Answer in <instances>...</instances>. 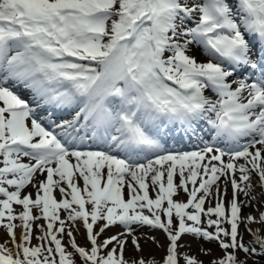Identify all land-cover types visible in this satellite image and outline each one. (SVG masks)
<instances>
[{
    "label": "snow or ice",
    "instance_id": "1",
    "mask_svg": "<svg viewBox=\"0 0 264 264\" xmlns=\"http://www.w3.org/2000/svg\"><path fill=\"white\" fill-rule=\"evenodd\" d=\"M0 197V264H155L125 259L145 227L162 264L185 236L218 245L208 264H260L264 0H0Z\"/></svg>",
    "mask_w": 264,
    "mask_h": 264
},
{
    "label": "rangeland",
    "instance_id": "2",
    "mask_svg": "<svg viewBox=\"0 0 264 264\" xmlns=\"http://www.w3.org/2000/svg\"><path fill=\"white\" fill-rule=\"evenodd\" d=\"M196 59L199 62H204L207 59V57L199 54V52L197 51L196 52ZM189 187L191 188V185H189ZM0 198H2V197H0ZM174 199L182 200V201L186 202L187 201V195L181 191L179 196L174 197ZM207 207H209V205L206 202L205 208H207ZM13 208H14V211L16 213H19L20 211H22V206H20V205L14 204ZM189 211H191V209H189ZM34 212H35V210H34ZM60 215H61V218L66 219V213L63 210L60 211ZM213 219H215V217H213ZM174 221H175V218H174ZM17 223H19V221H17ZM37 223L38 224H46V222L44 220H39V221H37ZM251 227L255 228L256 225H252ZM120 231H121V229L118 227L110 228L109 230H107L105 232L104 236H102L100 239H104V238L111 236V235H116ZM240 232L244 233V242L246 244L252 240V237L248 233L244 232L243 225H241V227H240ZM84 233H85V230L82 226L80 227L79 231H76L75 229L73 230V234L76 238V241L81 246L85 245ZM19 235H20V230L17 229V236L19 237ZM38 235H40L39 229H34V231H33V237L34 238L32 240V244L35 245V244L39 243V241L35 238ZM136 236L138 238V241H139V244H140L142 251L135 252L133 250L131 238H129L128 244L126 245L125 253H124L125 259H128L131 262L133 259L143 258L145 261H154L155 264H162L163 257L166 255V246L168 243L166 236L163 233V231L154 230V229H150V228L145 227L143 229L138 230L136 232ZM153 237L155 238V240L152 239ZM6 239H7V235H6L5 230L3 228H0V243H3ZM63 243H65V244L68 243L67 236H65ZM181 243L184 244L185 247H182L179 250L180 256H181L180 264H184L182 257L185 253H187L190 256H194L199 260H203L205 262V264H208V262L211 259H213L214 257H220L223 255V253L219 250V247L215 242H213L211 244L205 243L203 241L197 242V241L193 240L191 237L185 236L183 238V240L181 241ZM188 244L191 245L190 248L187 247ZM201 247H203L205 249L211 248L212 249L211 255H207V256L204 255L201 252ZM68 250L71 251V248H69ZM238 255L241 258L244 257V253H242V252L238 253ZM77 261H78V258H77ZM78 264H79V261H78ZM248 264H256V258L249 259ZM260 264H264V259H260Z\"/></svg>",
    "mask_w": 264,
    "mask_h": 264
},
{
    "label": "bare ground",
    "instance_id": "3",
    "mask_svg": "<svg viewBox=\"0 0 264 264\" xmlns=\"http://www.w3.org/2000/svg\"><path fill=\"white\" fill-rule=\"evenodd\" d=\"M22 96L24 98H26V99L28 98L27 94L24 93V92H23V95ZM204 140L207 141V142H209V143L212 142V140H210V137H204ZM197 143H199L198 139H195L194 138V141H192V142H189L188 141L185 145H182L181 147H180V144H178L176 148L177 149H180V148H184L185 149L186 148L188 150V149H191V148H195V145ZM81 183H82V181H81ZM27 193H32V196L35 197V189L33 187H31V186L26 187L23 190V193L22 194H27ZM54 195L56 196L57 199H60L61 198L58 191H55L54 192ZM150 195H152L153 198L155 196V194L151 192V189H150ZM257 196L259 197V191H257ZM125 197H127V190L126 189H125ZM230 198H231V187L229 186V188H228V199H230ZM244 199H246V198L243 195H241L240 196V200H244ZM208 205H209V203H208ZM214 205H215V201H212L211 206H214ZM256 207L259 208L260 211H264V202H261ZM249 213H252L253 215H257L258 214L257 211H256V208L244 207L243 210H242V215H247Z\"/></svg>",
    "mask_w": 264,
    "mask_h": 264
}]
</instances>
